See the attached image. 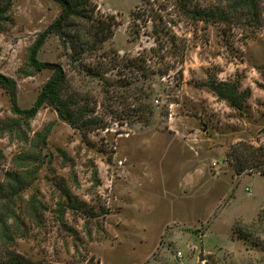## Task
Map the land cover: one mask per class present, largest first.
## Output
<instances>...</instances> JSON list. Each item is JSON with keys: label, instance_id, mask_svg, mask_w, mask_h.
I'll return each instance as SVG.
<instances>
[{"label": "rangeland", "instance_id": "obj_1", "mask_svg": "<svg viewBox=\"0 0 264 264\" xmlns=\"http://www.w3.org/2000/svg\"><path fill=\"white\" fill-rule=\"evenodd\" d=\"M89 4L94 20L115 17L109 39L75 60L52 34L39 59L63 65L64 96L93 124L73 129L48 105L25 122L0 88V217L11 214L0 262L264 264V163L238 168L248 147L264 160V0L256 15L233 0ZM62 8L12 0L0 21V73L23 109L53 75L28 55ZM72 22V36L91 27ZM211 82L235 84L241 107Z\"/></svg>", "mask_w": 264, "mask_h": 264}, {"label": "trees", "instance_id": "obj_2", "mask_svg": "<svg viewBox=\"0 0 264 264\" xmlns=\"http://www.w3.org/2000/svg\"><path fill=\"white\" fill-rule=\"evenodd\" d=\"M61 4L62 12L60 16L43 32L39 35L38 39L35 41L33 46L30 48L29 55H28V66L35 71H41L44 69H49L53 71V75L50 80L44 85L38 99L36 100L35 104L28 109H23L18 104V88L17 83L13 78H10L4 74L0 73V88L6 91L10 99L12 101L13 112L20 116L22 120L28 122L30 119H33L38 114L39 110L48 105L52 107L59 117L67 122L73 129L82 130L83 128L88 127L89 125L93 124V121H83V117L86 113V110H79L78 112L75 111V103L76 101L71 97L64 96V86L67 81V73L64 69L63 65L59 63H51V62H44L39 59V53L42 47L45 45L48 37L52 34H56L59 38L63 39L67 50L71 53L69 56L71 58L76 59V55H81L83 51L90 50L93 51L94 49L100 47L108 40V33H112L113 28L117 25L114 16H110L106 19H93L94 11L89 10V2L90 0H80L76 2L75 0H55ZM257 0H233L235 7L243 6V8H249L255 15L259 11L258 6L256 4ZM184 5L188 4V0H182ZM12 5V0H6L5 4H0V21H6L7 13ZM238 5V6H237ZM185 12L188 15H193L195 19L201 21H208L210 20L213 15L210 12L205 10L197 9L193 10L184 6ZM137 16L139 19L142 17L140 14ZM254 17L256 18V16ZM74 17L85 19L87 22L91 23L90 29H87L85 34L82 36L80 32L77 36H72L69 34L68 31H71L75 28V25L72 21ZM259 18V17H258ZM84 30V29H83ZM156 31V29H155ZM154 31V32H155ZM164 30H162L163 32ZM2 32V28L0 26V34ZM158 32V31H157ZM161 32V34H162ZM156 33V32H155ZM159 33V32H158ZM65 36L67 38L65 39ZM159 37L157 36V39ZM93 40V42H92ZM159 44L162 47L161 40H158ZM159 48L152 49L154 52H158ZM144 55L139 56L133 60H130L132 64L130 67L132 69H138L140 67V63L144 60ZM129 66V65H128ZM92 69L90 68V71ZM92 75L97 74L96 72L91 73ZM27 75H31L28 74ZM211 88L215 93L221 98L222 100H226L230 103L231 106L240 108L241 105L239 102L236 101L238 89L236 88L235 84L227 83H214L211 82ZM148 97V96H147ZM22 120H20L22 122ZM19 123V122H18ZM19 126L22 127L21 123ZM50 133V130L47 132ZM260 151L261 148H258ZM253 150H250L249 147L245 148L243 153L241 154L239 172H242L245 168H253L259 167L263 165L264 160L259 159V156H256ZM257 161L258 165L251 164V161ZM15 176L19 177V174H14ZM264 175V172L262 173ZM22 181V180H20ZM8 212V211H6ZM10 213L8 215H2L0 217V242L2 239H6L10 236L8 232V218L10 217ZM19 218H16L15 222H17ZM0 264H31L26 258L20 255H13L6 263L0 262Z\"/></svg>", "mask_w": 264, "mask_h": 264}, {"label": "crops", "instance_id": "obj_3", "mask_svg": "<svg viewBox=\"0 0 264 264\" xmlns=\"http://www.w3.org/2000/svg\"><path fill=\"white\" fill-rule=\"evenodd\" d=\"M209 183H211V184H212L213 182H209ZM211 208L213 209V204H212V207H211Z\"/></svg>", "mask_w": 264, "mask_h": 264}]
</instances>
